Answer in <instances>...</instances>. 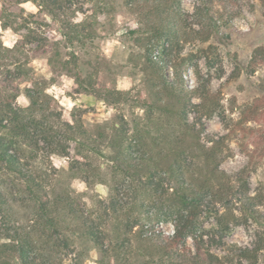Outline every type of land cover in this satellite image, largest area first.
Listing matches in <instances>:
<instances>
[{
  "label": "rangeland",
  "instance_id": "374dc122",
  "mask_svg": "<svg viewBox=\"0 0 264 264\" xmlns=\"http://www.w3.org/2000/svg\"><path fill=\"white\" fill-rule=\"evenodd\" d=\"M83 1L89 21L94 18V11L101 22L94 26L95 40L86 49L77 43L76 48L66 43L61 35L62 29L67 28L62 16L55 19L39 11L31 1L19 4L17 0H0V11L5 3V15L17 29H5L0 20V40L10 48L21 42L19 50H3L11 68L15 63L24 65V72L16 78L20 87L16 103L28 106L30 100L25 89L37 82L46 93L43 108L61 114L56 123L65 136H61L55 149L69 147V155H63L51 152V148L35 150L23 142L24 161L41 186L35 190L0 163V189L8 201L6 212H0V243L17 245L27 239L41 264H156L159 247L143 235L142 227L137 226L129 233L125 230L127 221L137 217L138 201L147 198V192L143 188L134 190L119 170L120 164L112 160L116 155L112 147L119 141L115 132L123 126L122 117L132 128L141 123L144 116L141 98L148 96L151 82H157L147 56L153 53L155 59H160L165 45L173 63L185 72L187 88L198 86L199 73L209 79L205 82L220 100L217 111L208 117L202 110H192L190 122L197 118L204 141L208 137H223L225 158L221 168L234 176L246 169L250 194L264 196V145L256 144L257 133L252 131L262 128L264 122V64L253 69L249 65L254 49L264 45V13L260 9L251 12L236 0L235 11L241 12L232 20L221 14V0H214L211 19L204 12H195L202 0H166L168 7L164 10L162 6L159 10L152 6L158 0ZM203 8L205 11L206 7ZM82 17L79 14L76 19ZM168 21L169 26L179 30L181 39L157 42L162 24H169ZM30 29L37 32L34 37L39 41L28 44L26 35ZM208 34L212 35L205 41ZM150 40L155 43L154 50L145 46ZM72 51H78V65L74 62L65 65ZM194 64L198 65L197 72ZM78 66L83 70L86 89L101 93L107 87L129 90L127 99L111 97L113 102H107L90 92H78L72 76ZM68 69L72 72L68 73ZM168 74L175 77L172 67L168 68ZM193 101L197 103L199 99L194 97ZM73 117L82 121L92 137L89 145L99 147L101 152L71 138L63 123ZM0 133L7 132L0 130ZM116 185L121 186L117 197L121 205L119 218L107 210ZM42 200L49 202L50 216L42 211ZM257 208L264 218V197ZM235 212L242 218L240 222H232L230 233L212 231L218 235L216 241H222L215 242L213 252L223 257L224 264H250L240 255V248L259 245V264H264V222L246 218L242 211ZM83 219H92L106 231L107 244L116 238L130 237V241H125L123 250L104 254L88 236ZM214 223L210 218L205 225L210 228ZM159 227L166 234L173 232L170 222ZM0 264L22 263L13 247H0Z\"/></svg>",
  "mask_w": 264,
  "mask_h": 264
},
{
  "label": "trees",
  "instance_id": "16d2710c",
  "mask_svg": "<svg viewBox=\"0 0 264 264\" xmlns=\"http://www.w3.org/2000/svg\"><path fill=\"white\" fill-rule=\"evenodd\" d=\"M29 1L37 5L39 11H45L55 19L62 16L64 25L70 30L62 29L61 35L70 46L76 48L77 43L85 48L88 43L94 42L96 37L94 26L100 25L101 22L94 11L92 13L94 18L89 21L90 15H86L88 11L84 8L83 0H17L19 4ZM221 1L222 15L232 20L240 14L241 10L235 11L234 0ZM236 1H241L239 3L251 12L260 9L264 13V0ZM158 2L152 5L156 10L161 6L163 10L168 7L166 0ZM202 3L195 7V12H204L211 19L213 16L211 14L215 12L214 0H202ZM6 11L7 6L3 3L0 11L3 27L17 31L13 21L7 19ZM79 14L83 17L78 21L76 18ZM168 23L162 24L157 42L169 39L178 42V39H181L179 30L169 26V21ZM29 31L30 34L26 35L29 38L28 44L33 43V40L39 41L38 37H34L37 32L33 29ZM211 35L208 34L204 40L207 41ZM145 44L147 50H154L156 47L151 40ZM19 49L21 42L10 48L0 40V130L7 132L5 135L0 133V163L9 171L24 178L28 186L35 190L41 186L33 170L24 161L23 142L35 150L51 148V152L63 155H69V147H61V151L55 149L62 140L61 136H65L56 123V120L61 119V114L52 110L48 112L43 108L42 101L46 93L37 86V82L25 89L30 104L26 107L17 105L20 87L16 84V78H20L24 72V65L15 63L14 68H11L6 61L7 54L3 52ZM167 50L163 45L162 55L158 60L153 57V53L147 56V64L155 73L157 82L153 80L148 88V96L141 98L144 109L141 123L132 128L129 121L122 117L123 126L115 132L119 141L112 147L116 150L112 160L120 164L119 170L134 190L139 191V188H143L148 195L147 198L138 201L140 204L138 215L132 220L128 218L130 220L125 224V230L129 233L137 226L142 227L143 235L147 239H152L159 247L160 256L156 264H224L223 257L212 250L215 242H222L221 239L216 241L218 235L212 234V231L230 233L232 222H240L242 218L236 215V210L242 211L246 218H252L258 223L264 222L257 208L263 204L264 196L261 193L250 194L251 184L246 169L234 176L221 168L225 158L224 138L208 137L204 141L203 131L197 127V118L190 122L189 114L192 110L197 112L202 110L206 116L211 117L216 113L220 100L217 93L208 86V82H205L209 79L200 73L198 86L193 89L187 88L185 72L173 63ZM79 59L78 51H72L69 61H65L64 64L74 62L78 65ZM260 64H264V45L254 49L249 65L253 69ZM170 67L174 69V78L168 74ZM193 67L197 72L198 65L194 64ZM77 68L78 71L71 75L78 84V92H90L107 102H113L112 98L127 99L129 90L105 87V93H101V90L86 89L85 80L82 79L83 70L79 66ZM69 72L72 71L68 69ZM194 97L198 98L199 102H194ZM63 125L73 140L93 151L101 152L99 147L89 145L88 140H92V137L80 119L73 117L72 121H66ZM262 126L260 129L252 130L257 133L258 145H264V122ZM119 192L121 186L117 188L116 185L107 208L117 218L120 216L121 208L120 199H117L121 194ZM44 200L41 209L49 215V202ZM7 205V197L0 189L1 213L6 212ZM210 218H213L215 223L208 228L205 224ZM164 222L173 225L172 233L166 234L160 229L159 225ZM82 224L88 236L104 254L112 250H123L126 247L125 241H130V237L116 238L107 244L106 231L95 221L83 219ZM9 239L12 240L10 237ZM190 239L193 245L190 244ZM0 247H13V250L18 252L22 264H41L27 239H22L17 245L11 242L0 243ZM260 250L259 245L253 248H240V255L250 264H259ZM126 261L130 262L129 259Z\"/></svg>",
  "mask_w": 264,
  "mask_h": 264
},
{
  "label": "built area",
  "instance_id": "2783aa9c",
  "mask_svg": "<svg viewBox=\"0 0 264 264\" xmlns=\"http://www.w3.org/2000/svg\"><path fill=\"white\" fill-rule=\"evenodd\" d=\"M158 53H159V51H156V52H155V57H157Z\"/></svg>",
  "mask_w": 264,
  "mask_h": 264
}]
</instances>
